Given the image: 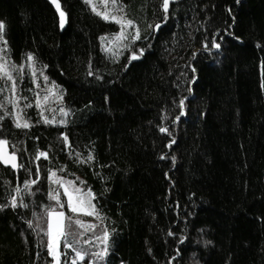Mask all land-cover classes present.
<instances>
[{"label": "trees", "instance_id": "1", "mask_svg": "<svg viewBox=\"0 0 264 264\" xmlns=\"http://www.w3.org/2000/svg\"><path fill=\"white\" fill-rule=\"evenodd\" d=\"M119 2L142 36L163 14L161 0ZM59 3L67 14L63 29L48 0H0L11 60L23 63L26 53H34L38 67L47 65L45 74L64 90L63 104L70 110L66 126L39 121L26 67L20 87L33 105L23 109L32 127L18 129L7 115L0 121V139L9 141L10 152L15 150L18 163L30 171L0 163V205H7L26 179L37 183L31 186L33 194L21 192L28 208L0 211V264H51L43 246L47 237L36 225L46 227L44 205L55 206L47 191L57 185L47 179V169L62 166L66 170L57 175L78 185L77 177L86 181L108 218L104 223L116 230L107 264H168L177 248L181 255L172 264H264V0H174L161 30L136 42V47H151L130 63L127 51L114 62L100 41L111 38L118 25L97 16L84 0ZM213 39L221 49L205 51V41L211 47ZM0 88V103L14 114L4 80ZM185 97L186 114L180 115L178 102ZM45 115L61 119L58 111ZM61 133H67L71 149ZM172 137L176 143L169 149ZM36 150L47 151L50 159L34 161ZM90 151L94 164L76 162L77 152ZM105 187L110 191L101 195ZM63 211L66 217L77 216L67 206ZM181 234L188 237L183 244ZM91 235L85 233L76 247L96 251L97 242L82 243ZM197 240L212 244L205 247ZM61 249L69 258L74 255L63 244Z\"/></svg>", "mask_w": 264, "mask_h": 264}, {"label": "snow or ice", "instance_id": "2", "mask_svg": "<svg viewBox=\"0 0 264 264\" xmlns=\"http://www.w3.org/2000/svg\"><path fill=\"white\" fill-rule=\"evenodd\" d=\"M51 2L55 5L56 11L59 13V27L63 29L66 23L67 14L61 9V5L59 0H51ZM174 0H161L160 7L162 9V16L159 22L155 24L148 25V27L152 30L147 36H142V30L137 24V22L130 18L127 15L125 6L119 2V0H101V4L103 5V10H100L95 0H84L86 5L91 7V11L94 12L97 16L101 17L105 21L113 22L119 26V30L115 33L111 34V39L108 36H101L100 41L103 46V50L110 54L113 58L114 62H118L120 55L124 52H128V62L141 59L145 53L147 48H150L151 45L147 44L146 46L136 47V42L145 40L147 41L153 33L159 32L163 27V24L167 21L169 17V8L170 4L173 3ZM241 0H235L236 4H240ZM229 14H231L232 9H228ZM233 21L235 17H232ZM231 27V25H229ZM6 24L3 20H0V80H4L5 87L11 93L10 97H7V102L11 104L15 109V113H10L5 108L3 103H0V109L4 110V115H0V121L4 119L7 115H12L15 127L18 129H30L32 124L29 119L25 118L23 115L24 108L33 107L32 103L28 102V97L23 96L22 89L20 85L24 80V73L27 67V70L30 72V82L35 85V88H29L28 91L33 92L35 97V107L38 109V117L39 121H42L45 124H56L67 125V117L70 114V110L67 109L63 104L64 99V90L61 89L54 81H51L49 76L45 74V69L48 67L47 65H39L38 67V59L34 53L28 52L25 54V60L23 63H17L10 58V49L8 48V40L4 36ZM227 31V29L225 30ZM228 35L233 36V38L237 41H240L242 38L238 35H235L233 32H228ZM223 37H221V40ZM257 47L261 45L257 44ZM211 49L219 50L221 49V43L217 42V40L213 39L211 41V47H209V43L205 41L204 50L211 51ZM195 59V56H193ZM262 70V76H264V60L261 61L260 64ZM91 69V65H89ZM192 72H196V68L192 67ZM88 76H93L94 73L89 70L87 73ZM42 78V79H41ZM97 80H102L103 77L97 75ZM194 82V81H192ZM264 87V82L261 84ZM43 91V95H41V90ZM4 89L0 88V92H3ZM107 97L105 100L107 101ZM185 98H181L178 102V108L180 109V115H185ZM25 101L23 107H21V101ZM55 103L58 104V108L51 107V105ZM46 111H50L52 113L59 112L61 115V119L57 121L56 116L52 115L49 118L45 115ZM180 115H177L174 119V123L178 122L180 119ZM38 121V122H39ZM159 131L161 133H166L170 137L172 136L171 132L167 127L159 126ZM63 143L65 147L71 149V143L69 141V137L67 133H61ZM176 143L174 137L170 139L166 147L169 149L173 144ZM9 141L7 139H0V163L5 166H9L13 170H19L25 168L22 163H18L17 152L8 150ZM15 146H13L14 148ZM71 156V151L69 152ZM41 158L44 160H49V154L47 151L36 150L32 154V159L34 161H39ZM165 155H161L160 159H166ZM96 160L93 152H89L87 155L83 153H76V162L78 163H86L90 166L94 164ZM171 161L173 166H175L176 157L171 156ZM101 167H104L101 165ZM66 170V166L60 167L58 170H53L52 168L47 169V179L52 182V184L57 185L56 188H52L49 186L47 191V197L49 200L55 202V206L53 205H44L45 216H46V227H41L39 224L36 225V228L39 229L40 232H43L47 237L46 243L43 246L47 250V256L51 258V264H84L86 258H90V264H107V258L110 255L112 250L110 244V237L116 231L115 228L111 230L104 223L108 218L104 215L102 210L97 206V194L92 190L90 186H86V181L80 180L79 177L76 179L79 180V185L74 180H67L63 176L57 175V171L64 172ZM25 171H30L25 168ZM40 172L39 164L36 165V175L38 176ZM104 179V177H101ZM37 180H25L24 188L21 189L17 186L14 189L15 195H12L10 201L7 205H0V211H2L5 207L10 206L13 210L18 207L28 208V204L24 203L23 197L21 196V192L27 190L29 194H33L31 192V186L36 185ZM60 189L63 190L61 193ZM110 191L107 187L104 188L101 195ZM66 197V201L61 199V196ZM192 195H195L193 193ZM67 206L69 211L72 214H82L83 216L94 217L96 220L100 221V224L96 223H88L79 218V216H65V212L63 209ZM68 220V224H65V220ZM73 223L79 228L83 229V231H75L72 227ZM29 227H33L32 221H28ZM101 228V231L97 233L95 230L97 228ZM203 232V229H200ZM92 233V235L88 239H83V244L92 245L93 242H97V250L89 253L83 248L76 247V244L81 243V238L84 237L85 233ZM169 236H176L175 233L169 231ZM188 237L186 235L181 234L178 237V242L183 244ZM196 243H203L205 247L212 244L210 240H197ZM61 244H63L64 249L71 250L74 253L73 256L69 258L68 253L62 251ZM151 252V249H149ZM181 255V250L177 248L175 250V254L168 260V264H172L173 261L177 259ZM123 264V261H121Z\"/></svg>", "mask_w": 264, "mask_h": 264}, {"label": "rangeland", "instance_id": "3", "mask_svg": "<svg viewBox=\"0 0 264 264\" xmlns=\"http://www.w3.org/2000/svg\"><path fill=\"white\" fill-rule=\"evenodd\" d=\"M95 2L97 3L98 7L100 8V10H103V5L101 4V0H95ZM111 39V38H109ZM77 216H83L82 214H75ZM83 217H88L90 218L91 220L89 221H85V222H88V223H95L96 219L94 217H89V216H83Z\"/></svg>", "mask_w": 264, "mask_h": 264}, {"label": "water", "instance_id": "4", "mask_svg": "<svg viewBox=\"0 0 264 264\" xmlns=\"http://www.w3.org/2000/svg\"><path fill=\"white\" fill-rule=\"evenodd\" d=\"M49 1V3L54 7V9L56 10V8H55V5L51 2V0H48ZM8 150H9V148H8ZM10 151V150H9ZM5 166V165H4ZM9 167V166H8Z\"/></svg>", "mask_w": 264, "mask_h": 264}]
</instances>
